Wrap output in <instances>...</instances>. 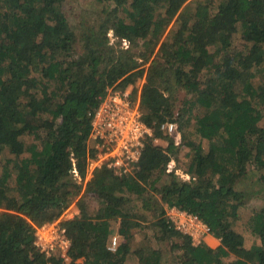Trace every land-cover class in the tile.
Listing matches in <instances>:
<instances>
[{"label": "trees", "instance_id": "1", "mask_svg": "<svg viewBox=\"0 0 264 264\" xmlns=\"http://www.w3.org/2000/svg\"><path fill=\"white\" fill-rule=\"evenodd\" d=\"M97 1L103 15L78 37L64 0H0V264H126L137 226L127 206L137 198L149 208L157 196L220 241L195 244L162 208L153 225L161 239L180 240L178 264H264V205L251 204L264 203V0H217L216 11L215 0ZM117 84L139 94L153 135L134 174L99 168L83 188L72 159L84 182L104 150L89 144L92 117ZM165 123L178 125L180 147ZM177 151L188 181L175 175ZM93 199L102 208L90 216ZM75 202L80 215L63 221L68 255L48 258L36 228ZM114 219L123 240L111 251ZM246 229L260 240L250 249ZM136 254L139 264H163L158 249Z\"/></svg>", "mask_w": 264, "mask_h": 264}, {"label": "built area", "instance_id": "2", "mask_svg": "<svg viewBox=\"0 0 264 264\" xmlns=\"http://www.w3.org/2000/svg\"><path fill=\"white\" fill-rule=\"evenodd\" d=\"M122 48L128 49L129 42L123 40ZM132 93V92H131ZM139 101V102H138ZM134 101L129 92L109 91L103 98L92 117L91 138L104 144V150L93 161L89 162L88 170L92 173L99 168L106 167L117 175L134 174L138 165L145 141L153 135L152 129L143 121L140 100ZM161 130L166 136L172 138L176 146L181 145L182 133L176 123H165ZM73 160V174L80 179L76 161ZM190 179L189 176H186ZM183 213V212H179ZM191 222L204 227L207 226L197 217L185 213ZM66 220V219H65ZM64 218L46 223L36 228L35 246L48 258L60 256L66 258L71 247V240L66 227L63 226ZM180 232L189 234V227L173 221ZM120 244V237L111 238L109 249L116 251Z\"/></svg>", "mask_w": 264, "mask_h": 264}, {"label": "rangeland", "instance_id": "3", "mask_svg": "<svg viewBox=\"0 0 264 264\" xmlns=\"http://www.w3.org/2000/svg\"><path fill=\"white\" fill-rule=\"evenodd\" d=\"M218 4L219 2H217V0H215L214 3L212 4L214 11H216V7L218 6ZM62 8H63V11L66 13L67 19L71 27L73 28L74 32L78 34L77 36L79 37L82 31L86 29L87 25H90V26L96 25L97 19L101 15H103L101 14V11L103 10L104 5L100 4L97 0H64ZM113 40L114 41L112 43L116 45L117 47V41L115 40V38ZM242 43L243 41L241 39V35L238 34L233 40V46H238ZM240 48L242 49L243 47H240ZM148 66L149 65H146L145 67L148 68ZM263 71H264V67H263ZM143 82L145 81L143 80ZM109 91H115V92H126L127 91L129 92V94L131 95L134 101L139 100V94H137L138 95L137 100L133 98L132 93H131L133 89L131 88V86L128 87L125 91H123L122 87H120L117 84L114 87L107 89L106 94H108ZM183 97H184V93L181 94L179 99L181 100ZM262 112L264 113V110ZM260 126L264 128V117L260 122ZM193 128H194L193 126H190V129L188 130L190 134H187L186 136H188L190 140L197 141L196 137L191 134L194 132ZM89 144L93 147H95L96 144H99L101 149H104L105 147L102 142L96 141L92 139L91 137L89 139ZM202 145H203L204 151L207 152L209 150V143L207 141H204L202 142ZM180 146L181 145H179L178 147ZM184 155H185L184 151L183 152L177 151L176 154L174 155L175 161L172 163V166L175 167V175L177 179L181 181H188V179L186 178L187 175L184 173V171L187 169V164L185 163L184 158H183ZM115 175L117 174L115 173ZM91 177L92 175L89 173V170H88V175H87L86 180L84 182L80 180L78 183L81 184L84 188L86 183L91 179ZM166 180H167L166 177L163 176L161 181H158L157 187H159ZM156 198H157L156 200L154 199L150 200L151 206L149 208L147 206H144L145 203L141 201V199H137V198H133L132 202L127 206V211L129 213H131V206H132L133 208L132 220H133V223L136 224L137 226L134 227L133 229V232L136 235L134 238V242L132 244V253H131L132 255L129 256V258L126 261V264H139V260H138L136 252L139 250H147V249L160 250L163 253V259H164L163 264H178L180 254L176 250L173 249V245L180 242V240L176 238H173V239L171 238L170 240H166L165 238L161 239L162 234L157 236L158 234L157 228L153 225V223L156 222L157 217L160 216L162 212V208H164L165 210L166 218L170 219L171 221L173 220L181 224H186L189 227V231L187 232H190L191 234H193L192 238L195 244L203 243L210 247H217L220 244V241L216 239L209 231L206 232L205 231L206 229L204 227L200 226L197 223H193L190 221V219L186 218L185 213L187 212L179 210L176 207L170 208L167 204H163L161 202L159 196H157ZM251 204H252L253 209L254 207L257 208V206L264 205V203L262 204V201L260 200L251 202ZM101 208H102V205L98 202V200L93 199L91 200V203L88 207V213L90 214V216H95L98 214ZM179 212H183V213H179ZM79 215H80V211L77 208L76 202H75L64 212L61 218H64V220L65 219L70 220ZM110 222H111L110 223L111 238L114 236H118L120 237V243H121L123 240L122 236H120L119 234V230L121 227V220L114 219V220H111ZM243 233L245 237V246L247 249H250L254 245L260 243L259 238L255 236L250 230L246 229L245 231H243ZM184 234L189 235L187 233H184Z\"/></svg>", "mask_w": 264, "mask_h": 264}, {"label": "clouds", "instance_id": "4", "mask_svg": "<svg viewBox=\"0 0 264 264\" xmlns=\"http://www.w3.org/2000/svg\"><path fill=\"white\" fill-rule=\"evenodd\" d=\"M188 176V175H187ZM189 180V179H188Z\"/></svg>", "mask_w": 264, "mask_h": 264}]
</instances>
